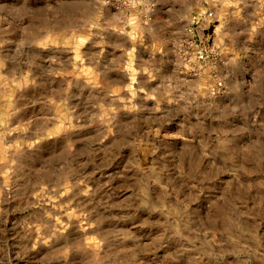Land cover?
<instances>
[{
	"label": "rangeland",
	"instance_id": "374dc122",
	"mask_svg": "<svg viewBox=\"0 0 264 264\" xmlns=\"http://www.w3.org/2000/svg\"><path fill=\"white\" fill-rule=\"evenodd\" d=\"M0 264H264V0H0Z\"/></svg>",
	"mask_w": 264,
	"mask_h": 264
},
{
	"label": "built area",
	"instance_id": "2783aa9c",
	"mask_svg": "<svg viewBox=\"0 0 264 264\" xmlns=\"http://www.w3.org/2000/svg\"><path fill=\"white\" fill-rule=\"evenodd\" d=\"M111 0H106V2L110 3Z\"/></svg>",
	"mask_w": 264,
	"mask_h": 264
}]
</instances>
